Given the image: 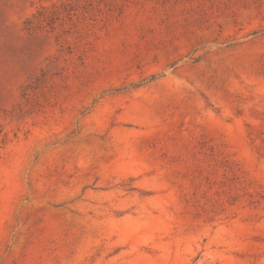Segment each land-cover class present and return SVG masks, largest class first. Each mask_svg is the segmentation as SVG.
<instances>
[{"label":"rangeland","instance_id":"1","mask_svg":"<svg viewBox=\"0 0 264 264\" xmlns=\"http://www.w3.org/2000/svg\"><path fill=\"white\" fill-rule=\"evenodd\" d=\"M0 264H264V0H0Z\"/></svg>","mask_w":264,"mask_h":264}]
</instances>
